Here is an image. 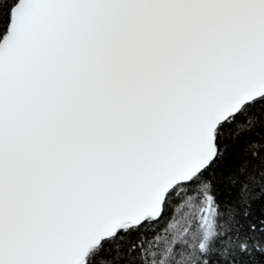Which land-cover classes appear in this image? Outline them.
Wrapping results in <instances>:
<instances>
[{
  "label": "snow or ice",
  "instance_id": "6c2138e0",
  "mask_svg": "<svg viewBox=\"0 0 264 264\" xmlns=\"http://www.w3.org/2000/svg\"><path fill=\"white\" fill-rule=\"evenodd\" d=\"M257 129L264 0H0V264H264Z\"/></svg>",
  "mask_w": 264,
  "mask_h": 264
},
{
  "label": "trees",
  "instance_id": "16d2710c",
  "mask_svg": "<svg viewBox=\"0 0 264 264\" xmlns=\"http://www.w3.org/2000/svg\"><path fill=\"white\" fill-rule=\"evenodd\" d=\"M256 131H264L257 129ZM259 140V137L255 133H246L244 134L239 143L236 146V151L229 161V167L227 169H220L216 172V178L214 183H216L222 193L225 196L231 195L233 198H236L239 195V185L236 188H232L229 183L226 182V176H239L241 180H244V176H241L239 173V168L244 161L249 162L248 172L257 173V183L253 185L249 183L250 188V199L252 203V212L256 216L264 215V191H262L261 184L259 183V171L261 166L260 159L253 158L248 150V145L251 141ZM258 197V198H257Z\"/></svg>",
  "mask_w": 264,
  "mask_h": 264
}]
</instances>
